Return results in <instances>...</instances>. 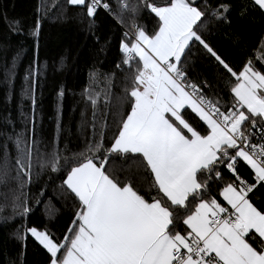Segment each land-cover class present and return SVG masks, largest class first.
<instances>
[{
  "label": "snow or ice",
  "instance_id": "snow-or-ice-1",
  "mask_svg": "<svg viewBox=\"0 0 264 264\" xmlns=\"http://www.w3.org/2000/svg\"><path fill=\"white\" fill-rule=\"evenodd\" d=\"M66 3L79 9L89 30L100 11L119 27L118 59L103 77L111 84L119 73L123 86L120 94L105 91L103 110L100 94L84 89L81 128L92 134L76 151L61 148L59 136L37 135L34 108L30 121L24 117L31 124L26 132L0 133V187L12 208L3 222L30 211L23 189L44 171L58 175L73 207L59 233L18 226L13 235L21 251L6 264H23L29 236L45 251L44 264H264V44L234 68L205 39L230 24V0ZM239 7L242 17L264 16V0ZM142 14L155 21L151 29L138 22ZM4 19L13 34L25 35L20 21ZM40 29L38 15L27 32L37 46ZM194 45L217 65L228 101L218 92L210 96L206 80L190 79ZM14 69L15 57L7 75ZM99 75L93 71V82ZM24 81L23 95L34 106L36 73L30 69Z\"/></svg>",
  "mask_w": 264,
  "mask_h": 264
},
{
  "label": "trees",
  "instance_id": "trees-1",
  "mask_svg": "<svg viewBox=\"0 0 264 264\" xmlns=\"http://www.w3.org/2000/svg\"><path fill=\"white\" fill-rule=\"evenodd\" d=\"M230 2L234 8L229 16L230 24L212 29L205 39L234 68H240L246 59L245 53L251 54L264 44V16L259 11H249L242 17L239 7L242 0ZM247 2L250 5V0ZM42 5L47 6V12ZM38 8L41 9L39 12ZM78 13L79 9L68 5L66 0H0V133L26 132L31 124L24 117L27 116L30 121L34 108L37 135L45 141L59 136L61 148L67 145L69 150L76 151L83 147L85 136L92 134L90 127L81 128V111L85 110L84 89L100 94L98 104L101 110L106 90L120 94L123 85L119 73L111 84L103 77L104 73L114 70L118 59L119 27L108 14L100 11L93 28L89 30L87 22H81ZM38 15L41 29L37 46L27 32L34 26ZM4 17L8 21H20L25 35L13 34ZM138 22L151 29L155 21L142 14ZM109 40L110 44L107 43ZM14 57V75L8 76ZM189 61L190 79L196 82L206 80L214 90L208 93L210 96L218 92L223 101H228L229 94L220 82V70L199 45L193 46ZM256 66L259 67V64ZM30 69L36 73L34 106L22 92L24 77ZM93 71L100 74L95 82L91 78ZM29 83L32 81L29 80ZM61 90L63 96L58 98ZM9 116L12 125L6 123L5 118ZM86 117L91 119L90 103ZM106 135L110 136L111 133ZM4 139L0 136V145ZM8 151L14 157L15 146L11 141L8 142ZM35 171H40L38 166ZM241 171L247 175L246 168ZM11 175H15V171ZM228 175L225 171V178ZM8 187L15 188V182L10 181ZM6 191L7 188L0 187V264L15 259L21 251L22 242L13 235L18 226L41 229L47 226L59 233L73 211L72 199L61 188V179L57 174L44 171L38 176L33 175L31 183L23 189L30 211L5 224L2 217L12 212L11 197L7 202L3 201ZM24 243L23 264H44L45 251L30 236Z\"/></svg>",
  "mask_w": 264,
  "mask_h": 264
}]
</instances>
